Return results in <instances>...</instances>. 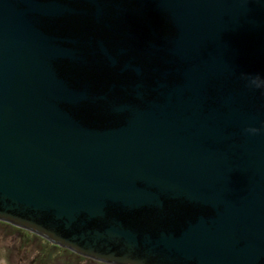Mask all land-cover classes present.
<instances>
[{
    "label": "water",
    "instance_id": "water-1",
    "mask_svg": "<svg viewBox=\"0 0 264 264\" xmlns=\"http://www.w3.org/2000/svg\"><path fill=\"white\" fill-rule=\"evenodd\" d=\"M264 0H0V219L124 264H264Z\"/></svg>",
    "mask_w": 264,
    "mask_h": 264
},
{
    "label": "rangeland",
    "instance_id": "rangeland-1",
    "mask_svg": "<svg viewBox=\"0 0 264 264\" xmlns=\"http://www.w3.org/2000/svg\"><path fill=\"white\" fill-rule=\"evenodd\" d=\"M26 231L28 233L18 225L0 219V264H113L93 257H80L39 233Z\"/></svg>",
    "mask_w": 264,
    "mask_h": 264
},
{
    "label": "clouds",
    "instance_id": "clouds-1",
    "mask_svg": "<svg viewBox=\"0 0 264 264\" xmlns=\"http://www.w3.org/2000/svg\"><path fill=\"white\" fill-rule=\"evenodd\" d=\"M242 79L247 81V86L252 90H259L264 93V75L255 74V75H242ZM245 133L249 135H258L261 132H264V123H262L261 127H247L244 129Z\"/></svg>",
    "mask_w": 264,
    "mask_h": 264
},
{
    "label": "bare ground",
    "instance_id": "bare-ground-1",
    "mask_svg": "<svg viewBox=\"0 0 264 264\" xmlns=\"http://www.w3.org/2000/svg\"><path fill=\"white\" fill-rule=\"evenodd\" d=\"M20 227V226H19ZM21 228H24V227H21ZM24 229H28V228H24ZM28 230H30V229H28ZM30 231H32V230H30ZM34 233H37L38 234V232H36V231H33ZM32 233V232H31ZM40 234V233H39ZM41 236H42V234H40ZM44 236V235H43ZM46 237V236H45ZM48 238V237H47ZM50 240V239H49ZM61 246L64 248H67V250H69L70 249V251L72 250V251H74L75 253H77L78 255H80V257L82 256V257H93V258H96V259H99V260H102V262H107V263H113V264H123V263H119V262H111V261H109V260H105V259H102V258H98V257H95V256H92V255H88V254H85V253H79V252H77V251H75L73 248H70L69 246H64V245H62L61 244ZM72 253V252H71Z\"/></svg>",
    "mask_w": 264,
    "mask_h": 264
},
{
    "label": "trees",
    "instance_id": "trees-1",
    "mask_svg": "<svg viewBox=\"0 0 264 264\" xmlns=\"http://www.w3.org/2000/svg\"><path fill=\"white\" fill-rule=\"evenodd\" d=\"M19 228H20L21 230H24V229L21 228V227H19ZM25 232L28 233V231H26V229H25ZM23 236H24V237L26 236V237H27V240L29 239V236H28V235H26V234L24 235V234H23ZM44 249H45V248H44Z\"/></svg>",
    "mask_w": 264,
    "mask_h": 264
},
{
    "label": "flooded vegetation",
    "instance_id": "flooded-vegetation-1",
    "mask_svg": "<svg viewBox=\"0 0 264 264\" xmlns=\"http://www.w3.org/2000/svg\"><path fill=\"white\" fill-rule=\"evenodd\" d=\"M75 250V249H74ZM75 251H77V250H75ZM77 252H79V251H77ZM79 253H82V252H79ZM124 264V263H123Z\"/></svg>",
    "mask_w": 264,
    "mask_h": 264
}]
</instances>
